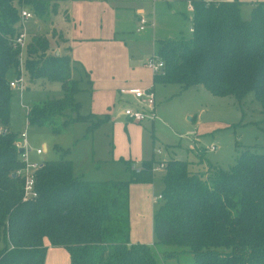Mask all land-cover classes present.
I'll use <instances>...</instances> for the list:
<instances>
[{"label":"trees","instance_id":"16d2710c","mask_svg":"<svg viewBox=\"0 0 264 264\" xmlns=\"http://www.w3.org/2000/svg\"><path fill=\"white\" fill-rule=\"evenodd\" d=\"M175 1L192 8L193 31L188 38L158 41L164 67L154 82L202 85L213 95L238 99L253 92L264 109V0L252 2L249 19L241 17L239 0ZM26 4L42 21L56 11L53 0H0V264H45L46 242L65 248L69 264H157L150 245L131 242L129 214L130 184L153 181L154 157L138 172L126 160L130 179L106 181L74 175L63 157L45 161L34 173L36 197L22 199L24 149L8 125L14 98L9 82L21 68L12 42ZM52 44L38 31L28 41L22 69L27 82H57L61 96L29 103L27 120L54 133L87 122L91 133L108 117L79 113L76 61L65 48L56 55ZM162 182L153 243L174 247L163 257L189 252L193 264H264V146H244L229 169L194 171L188 161L169 157Z\"/></svg>","mask_w":264,"mask_h":264},{"label":"rangeland","instance_id":"374dc122","mask_svg":"<svg viewBox=\"0 0 264 264\" xmlns=\"http://www.w3.org/2000/svg\"><path fill=\"white\" fill-rule=\"evenodd\" d=\"M157 1L159 8L150 11L152 22L146 26V31L137 32L133 27L128 29L130 39L127 41H138V51L142 53L151 48L150 26L153 24L163 39L191 36L192 13L189 5L173 0ZM239 1L241 17L249 19L251 4L257 0ZM142 5L146 10V4ZM25 7L30 9L27 4ZM55 10L47 18L57 27L61 14H56L59 9ZM32 18L24 22L27 40L38 32L37 17ZM40 32L52 41L59 42L52 44L59 53L64 45L57 37V29L51 33L44 25ZM80 77L81 91L76 93L75 99L81 103L79 113L84 115L91 110L90 96L87 81L84 76ZM26 85L21 100L24 104L37 103L50 96H61L57 82L39 79L31 83L26 80ZM155 91L156 119L153 123L128 120L123 114L127 104L122 103L121 121L118 118L116 124L105 122L91 133L87 132L88 123L81 121L70 124L59 133L52 132L47 125L29 124L26 110L14 93L10 104L9 130L17 135L16 142L19 143L20 133L26 131L25 149L29 163L40 165L63 157L72 162L74 175L90 181L129 180L130 171L125 165L128 159L140 166L143 161L153 157L156 162L176 157L188 161L194 171H203L209 165L229 169L244 146H264V109L253 92L238 99L232 95H213L202 85L182 88L179 84H157ZM67 111L74 116V111ZM62 121L63 118L58 123ZM213 145L217 146L216 150H210ZM37 149H42V154L37 155ZM162 174L163 169L160 168L154 172L151 183L130 184V239L150 245L157 264H193L189 252L163 257L164 251H171L174 247L153 243V211L161 203L157 198L163 188ZM2 246L0 243V248ZM53 262L69 264L68 251L63 247L50 246L45 264Z\"/></svg>","mask_w":264,"mask_h":264},{"label":"crops","instance_id":"0c3cea01","mask_svg":"<svg viewBox=\"0 0 264 264\" xmlns=\"http://www.w3.org/2000/svg\"><path fill=\"white\" fill-rule=\"evenodd\" d=\"M55 1L56 8L59 9L56 14L58 12L61 14L59 26L54 27L53 22L42 21L37 18L35 20L38 26L37 31H41L44 25L50 32L52 29H57V37L60 43L62 42L64 45L60 50L66 49L65 51L76 61L79 75L84 76L88 83L89 90H87L91 107L89 113L106 115L108 117L106 122L116 124V120L120 118L121 121L123 117L122 103L134 106L138 101L131 94H122L121 89L152 90L156 98L155 87L157 84L162 83L154 82V74L145 66V62L147 58L155 54V51H157L156 45L163 38H160L158 30L155 29V24H153L150 26L152 28L150 31L152 44L146 53L138 51V41L128 42L127 40L130 39L129 27L135 28L137 32L146 31L147 27L142 31L137 30L140 14L146 15L148 18L149 22L146 26L151 25L150 11L158 10L159 1ZM142 4H146V10ZM23 7L28 10L25 5ZM29 11L32 12L30 9ZM39 24H42V26ZM50 28L52 29L50 30ZM54 43L58 44L59 42L54 41ZM116 106H118V111H116ZM154 121H151V123ZM44 149H46L45 146ZM131 242L134 241L131 240ZM46 245V252H48L50 245L48 242H46Z\"/></svg>","mask_w":264,"mask_h":264},{"label":"built area","instance_id":"2783aa9c","mask_svg":"<svg viewBox=\"0 0 264 264\" xmlns=\"http://www.w3.org/2000/svg\"><path fill=\"white\" fill-rule=\"evenodd\" d=\"M144 1V0H138ZM154 1V0H148ZM192 10L191 7H189ZM34 13L29 10H26L23 6L20 9V20H19V32L14 37L12 45L15 50L18 51L19 54V61L21 63L20 73L9 82L10 89L16 94L19 102L25 108L26 113L28 114L30 105L24 104L21 102L23 98V93L25 92L27 85H26V77L23 74L22 63L24 59V52L28 44V40L24 31V22L28 19L32 18ZM149 20L144 14H140L138 16V31H142L146 25L148 24ZM190 31H193V27L191 26ZM145 66L152 71L153 74H159L162 72L164 67L163 60L159 57L157 53L152 54L149 58H147L145 62ZM122 94H131L137 99V104L135 106L127 105L124 108L123 114L126 116L128 120L134 122H143V121H154L156 119L155 114V95L152 90H142L139 88H131V89H121ZM24 104V105H23ZM20 143L16 142L17 148H23L24 151L21 153V159L24 162V167L20 169L19 173L23 177V200H28L31 198L36 197L35 191V176L34 173L38 169L39 165L35 163H29L27 160V152L25 149L26 145V131L20 133ZM217 146H211L210 150H216ZM36 154H42V149H37ZM165 166V160L159 161L153 167V172ZM131 169L135 172H138L140 166H136L134 163L131 165ZM161 195L158 196L157 199H160ZM155 202V200H154Z\"/></svg>","mask_w":264,"mask_h":264},{"label":"water","instance_id":"95a60500","mask_svg":"<svg viewBox=\"0 0 264 264\" xmlns=\"http://www.w3.org/2000/svg\"><path fill=\"white\" fill-rule=\"evenodd\" d=\"M58 54V51H56V55Z\"/></svg>","mask_w":264,"mask_h":264}]
</instances>
